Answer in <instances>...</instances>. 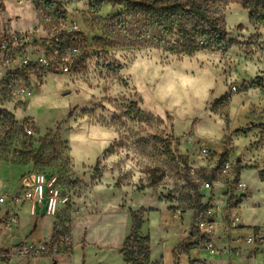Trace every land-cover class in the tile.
<instances>
[{
    "label": "rangeland",
    "instance_id": "rangeland-1",
    "mask_svg": "<svg viewBox=\"0 0 264 264\" xmlns=\"http://www.w3.org/2000/svg\"><path fill=\"white\" fill-rule=\"evenodd\" d=\"M43 1L0 0V34L56 37L79 51L68 74L0 68V183L8 187L0 189V197L23 177L41 173L57 180L63 200L56 215L39 224L36 241L46 237L51 220L54 236L66 233L72 244L59 264H127L121 251L130 234L128 211L143 210L139 234L149 240V264H189L197 256L192 250H198L189 238L198 212L194 205L207 203L210 209L225 204L221 185L208 191L204 183L227 184L237 172L246 190L226 202L225 209L236 212L242 225L232 237L264 229V24L249 23L244 0H193L224 28L229 49L225 54L198 52L215 87L206 107L193 108L182 118L154 115L157 108L148 94L138 93L132 78L122 75L132 53L153 49L139 47L116 27L123 10L105 5L91 14L86 0H60L66 22H75L80 30L67 36L63 16L48 11ZM236 11L246 22L231 23ZM233 74L238 79L231 80ZM109 129L120 139L101 149L99 134ZM202 142L211 152L206 158L199 152ZM225 159L233 164L231 174L218 179L215 173ZM5 208L0 206V212ZM176 212L179 221L173 219ZM20 214V223L17 219L10 231L3 228L10 216L1 222L0 247L17 242L34 220L26 206ZM18 247L0 263L52 264L50 259L19 257ZM263 252L261 245L248 264H264Z\"/></svg>",
    "mask_w": 264,
    "mask_h": 264
},
{
    "label": "built area",
    "instance_id": "built-area-1",
    "mask_svg": "<svg viewBox=\"0 0 264 264\" xmlns=\"http://www.w3.org/2000/svg\"><path fill=\"white\" fill-rule=\"evenodd\" d=\"M49 19L45 18L44 23ZM63 33L67 36L78 35L80 30L75 22H65ZM79 55L75 47H67L56 37L50 40H38L31 34L19 36L16 34H0V68L3 70H23L28 67L41 68L45 73L68 74L72 71L74 62ZM26 134H31L30 130L25 129ZM199 152L203 157H208L209 151L206 142L199 145ZM233 164L230 159L220 162L215 173L218 179L228 178L231 174ZM30 185L20 193L0 197V206L10 208L27 204L30 208V215L34 216L36 208H43L44 215L52 218L56 215L59 206L63 203L61 191L58 188L57 180L49 175L34 174L30 180ZM206 182L204 190H210L213 185L223 188L222 199L224 205H216L214 208L207 209L203 217L194 226V231L189 232V238L198 250L207 252L216 257V261L207 264H233L242 257V249L237 246H244L248 249L247 254L257 252L261 245H264V229H257L253 236L245 238L232 237V232L240 228V218L236 213H229L226 209L228 198L238 197L246 190L243 183L232 179L227 184L219 182ZM174 220H180V214L173 215ZM17 224L16 216H10L4 223L6 231ZM251 247V248H250ZM0 250V258H6ZM72 251L70 236L66 233L55 235L48 243H26L17 249V255L23 258H49L54 259L59 256L67 257ZM248 256V255H247ZM253 256V254H252ZM264 256V252H263ZM198 261V260H194ZM201 262V261H199ZM206 264L205 262H202Z\"/></svg>",
    "mask_w": 264,
    "mask_h": 264
},
{
    "label": "trees",
    "instance_id": "trees-1",
    "mask_svg": "<svg viewBox=\"0 0 264 264\" xmlns=\"http://www.w3.org/2000/svg\"><path fill=\"white\" fill-rule=\"evenodd\" d=\"M88 11L98 13L105 5L124 11L117 19L116 27L125 35L133 38L139 47L162 50L171 55L193 56L202 51L227 53L226 33L222 26L212 20L201 6L193 0H86ZM45 8L61 14L64 21L68 15L61 10L60 0H44ZM1 5V2H0ZM242 6L248 10L251 25L264 24V0H244ZM132 31L136 33L132 35ZM136 110L135 105H131ZM137 114H141L136 111ZM238 179V172L235 180ZM233 204V203H231ZM235 205V204H233ZM198 211L193 215L190 233L208 209L205 205H194ZM194 212V211H193ZM131 219L130 234L122 248L123 262L127 264H149V240L139 232L142 226L143 210L128 211ZM195 213V212H194ZM255 231V229H254ZM8 254V251H2ZM187 253L188 250H184ZM189 264H204L189 261Z\"/></svg>",
    "mask_w": 264,
    "mask_h": 264
},
{
    "label": "clouds",
    "instance_id": "clouds-1",
    "mask_svg": "<svg viewBox=\"0 0 264 264\" xmlns=\"http://www.w3.org/2000/svg\"><path fill=\"white\" fill-rule=\"evenodd\" d=\"M230 20L232 24H238L246 22V17L236 11ZM202 60L200 53L181 59L166 57L159 50L145 48L132 53L125 61L127 68L122 75L132 78L131 84L138 93L148 94V99L157 108L154 115L166 118V113H174L182 118L193 108L206 107L205 102L212 99L211 90L215 83L210 78L209 67L203 65ZM236 79L238 77L233 74L231 80ZM98 138L102 139L100 147L104 149L119 140L120 136L116 130L109 129L100 133Z\"/></svg>",
    "mask_w": 264,
    "mask_h": 264
},
{
    "label": "crops",
    "instance_id": "crops-1",
    "mask_svg": "<svg viewBox=\"0 0 264 264\" xmlns=\"http://www.w3.org/2000/svg\"><path fill=\"white\" fill-rule=\"evenodd\" d=\"M31 177L32 176L29 177L28 175L23 177L20 180V183L14 186L15 187L14 189H12V190L8 189V191H6V192H9L8 195L9 196H14V195L20 193L24 188L28 187L30 185V181H28V180H30ZM6 188H8L6 185H4L3 183L2 184L0 183V189L5 190ZM24 206L27 207L28 213L30 214V208H29V205H27V204H23V205L15 207V208H10L9 211L7 210V208L2 209L1 212H0V227H1V222L3 221V219L8 217V216H16L17 219H18V222L20 223V219H21L20 211H21V208L24 207ZM234 213H236V212H234ZM33 217H34V220L30 224H28V226L23 228V230L21 232L22 234H21L19 240H17V242L10 243V244H8V245H6L4 247L1 246L0 250L9 251L13 247L15 248V246L17 247L18 245L20 246L21 244H26V243L39 244V243H48V242H50L53 239V237H54V234L52 232L53 231V224L51 223V220H50V227H49V230L47 231L46 237L43 240H41V241H38V242L36 241L37 235L39 233V224H41V222L46 217L44 215V209L43 208H36L35 215ZM240 228H242L241 223H240ZM257 229H260V228H255V230H257ZM0 236H2L1 228H0ZM237 247L241 248L242 251H243L242 257H241L242 262H244L243 264H248L249 257L252 256V253L247 254L248 249L246 247H244V246H237ZM189 251H191V250H188V252ZM192 251H197V254H196L197 256L195 258H192V259L189 258V261L198 260V261H201V262H205L206 264L207 263H213L214 261H216V257L211 255V254H209V253H207V252L206 253L212 259H215V260L210 261V260L207 259L208 257H204L203 258L201 256V254H200L203 251H200V250H192ZM35 259H38V258H35ZM45 259H49V258H45ZM65 259H66L65 256H59L58 258H56L54 260L53 259H50V260H52L51 261L52 264H55V262H56V264H59L58 262H61V261L65 260ZM29 262H30V259H29ZM6 263H7V261L5 262V264Z\"/></svg>",
    "mask_w": 264,
    "mask_h": 264
},
{
    "label": "water",
    "instance_id": "water-1",
    "mask_svg": "<svg viewBox=\"0 0 264 264\" xmlns=\"http://www.w3.org/2000/svg\"><path fill=\"white\" fill-rule=\"evenodd\" d=\"M236 163H239V160H237ZM239 226H240V225H239Z\"/></svg>",
    "mask_w": 264,
    "mask_h": 264
},
{
    "label": "bare ground",
    "instance_id": "bare-ground-1",
    "mask_svg": "<svg viewBox=\"0 0 264 264\" xmlns=\"http://www.w3.org/2000/svg\"><path fill=\"white\" fill-rule=\"evenodd\" d=\"M47 92V91H46ZM52 123V122H51Z\"/></svg>",
    "mask_w": 264,
    "mask_h": 264
}]
</instances>
